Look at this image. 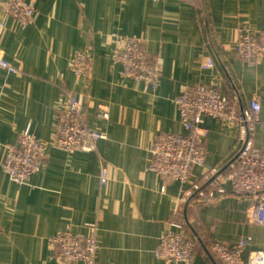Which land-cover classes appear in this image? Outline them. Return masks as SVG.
<instances>
[{"label":"crops","instance_id":"0c3cea01","mask_svg":"<svg viewBox=\"0 0 264 264\" xmlns=\"http://www.w3.org/2000/svg\"><path fill=\"white\" fill-rule=\"evenodd\" d=\"M38 1L32 21L22 23L4 13L0 0V49L16 67L0 70V264H66L49 245L55 232L94 237L93 264H186L156 256L167 230L195 240L187 264H222L211 249L214 241L264 242V226L247 218L253 197L231 186L230 175L239 170L235 154L245 143L236 123L204 115L205 164L191 171L188 181L201 186L193 198L183 199L189 185L147 169L156 137L185 132L176 98L198 82L234 97L240 111L256 97L260 120L250 138L254 148L263 146L264 59L245 61L234 45L237 27L263 26L264 0ZM112 32L137 37L148 55L160 58L154 89L121 74ZM77 50L91 56L84 81L70 69ZM208 57L213 66L202 68ZM70 89L85 92L84 120L107 137L92 151L50 146L26 183L10 180L1 167L3 143L14 142L25 126L52 138ZM99 103L110 105L106 120L98 115ZM100 166L109 169L105 186L97 178Z\"/></svg>","mask_w":264,"mask_h":264},{"label":"built area","instance_id":"2783aa9c","mask_svg":"<svg viewBox=\"0 0 264 264\" xmlns=\"http://www.w3.org/2000/svg\"><path fill=\"white\" fill-rule=\"evenodd\" d=\"M4 13L17 17L22 23L32 21L38 10V0H2ZM3 19L0 16V28ZM115 42L114 62L120 66L121 74L126 78L138 79L154 89L158 83L160 58L148 55L140 40L131 35L110 33ZM235 51L245 61L257 62L264 59V24L258 31L246 26L236 30ZM208 57L200 66L208 69L213 66ZM91 56L85 50H77L70 57V69L76 81H84L90 71ZM0 70L12 73L16 67L3 56L0 49ZM66 104L62 107L56 126V134L50 139H42L23 127L14 142H4L5 153L1 162L4 173L10 180L26 183L31 175L40 168L47 155L48 148L55 145L66 152L76 149L92 151L97 139H105L107 133L92 127L84 120L86 94L73 89L66 91ZM179 121L185 132H166L156 137L150 147V161L147 169L161 177H168L181 185H189L184 190V200L194 197L201 187L199 183L188 181L194 166L205 164V151L202 143L206 129L202 125L204 115L236 123L245 139L244 146L236 152L239 170L231 174V186L238 195L253 197L247 209L250 222L264 226V144L260 148L252 146L250 135L260 120L261 105L252 97L245 109L239 110L234 97L223 95L217 86L195 83L181 89L176 98ZM98 115L108 119L110 105L99 103ZM215 178H219L218 169H210ZM97 178L101 186L109 179L107 166H100ZM219 191H223L220 189ZM171 223V221H167ZM50 247L56 248V258L63 263L77 261L93 264L98 250L96 239L70 232H55L49 235ZM212 250L223 264H264V242H252L240 238L236 243L214 241ZM156 256L165 262L179 261L190 263L196 252L195 240L182 231L167 230L159 237Z\"/></svg>","mask_w":264,"mask_h":264},{"label":"trees","instance_id":"16d2710c","mask_svg":"<svg viewBox=\"0 0 264 264\" xmlns=\"http://www.w3.org/2000/svg\"><path fill=\"white\" fill-rule=\"evenodd\" d=\"M211 249H212V244H211ZM213 251V250H212ZM214 255H215V253H214ZM216 256V255H215ZM217 257V256H216ZM218 258V257H217ZM219 259V258H218ZM220 260V259H219ZM220 262L223 264V262L220 260Z\"/></svg>","mask_w":264,"mask_h":264},{"label":"rangeland","instance_id":"374dc122","mask_svg":"<svg viewBox=\"0 0 264 264\" xmlns=\"http://www.w3.org/2000/svg\"><path fill=\"white\" fill-rule=\"evenodd\" d=\"M53 146H55V145H53ZM56 147V146H55ZM59 149H61V148H59ZM62 150V149H61ZM62 151H64V150H62ZM66 152V151H65Z\"/></svg>","mask_w":264,"mask_h":264}]
</instances>
